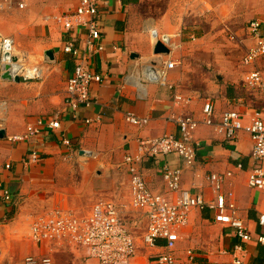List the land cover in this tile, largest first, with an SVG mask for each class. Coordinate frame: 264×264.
Here are the masks:
<instances>
[{
    "label": "crops",
    "instance_id": "1",
    "mask_svg": "<svg viewBox=\"0 0 264 264\" xmlns=\"http://www.w3.org/2000/svg\"><path fill=\"white\" fill-rule=\"evenodd\" d=\"M79 3L33 0L25 9L14 4L0 12V30L16 43L25 36L30 39L27 46L23 44L25 54L29 53L27 60L33 56L36 66L44 69L43 78L20 82L4 79L0 72V130L5 131L0 137V183L11 193L9 200L0 195V264H24L27 256L42 255L50 248L54 264H99L77 244H36L30 238V227L36 215L55 206L78 209V214L86 215L101 199L121 205V196H104L105 181L111 182L112 188L124 181L131 201L125 156L134 154L141 140L165 134L179 136L172 116L185 110L174 105L175 90L145 82L147 65L160 60L176 63L169 82L177 92L193 98L186 109L191 116L202 119L203 105L210 98L217 116L237 110L246 122L256 111L264 117V93L246 85L250 70L264 68V57L252 65L243 64L249 49L257 45L249 23L264 18V0H103L96 19L99 39L90 38L87 26L70 32L64 29L60 17L74 12ZM155 32L158 38H170L174 47L169 54H155V45L160 41H156ZM68 41L80 50L88 68L103 76L101 82L92 84V104L78 110L66 102L67 80L78 61L64 51ZM143 87L145 98L138 96ZM128 113L148 122L131 124L126 120ZM57 118L61 121L59 129L44 127L31 139H15L39 120ZM195 139L200 147L193 166L186 167L176 154L149 159L143 164L147 184L154 192L171 196L163 179V168L168 164L183 169L185 189L203 194L210 201L215 194L208 176L232 172L223 191L233 193L231 200L238 216L253 237L243 243L241 254L244 264H251L258 254L257 238L264 234L258 222L264 213V190L252 189L247 182L248 171L254 165L253 142L246 133L236 140H225L204 124L197 129ZM35 151L40 159L30 161ZM86 153L91 158L86 160ZM101 163L105 166L103 172L99 170ZM239 164L244 168L240 169ZM83 196L97 199L88 205L89 209L81 210L82 202L86 205ZM214 215L208 208L191 211L189 224L179 230L174 250L177 264H234V247L239 239ZM125 217L142 247L135 261L148 264L149 258L164 251L165 241H159L157 248L144 247L146 217L134 211ZM202 218L205 227L200 225Z\"/></svg>",
    "mask_w": 264,
    "mask_h": 264
},
{
    "label": "built area",
    "instance_id": "2",
    "mask_svg": "<svg viewBox=\"0 0 264 264\" xmlns=\"http://www.w3.org/2000/svg\"><path fill=\"white\" fill-rule=\"evenodd\" d=\"M33 0H0V12L10 9L14 4L20 9L27 8ZM103 0H80L77 9L67 15H62L60 21L67 32L76 27L87 26L92 39L100 38V30L97 23L100 5ZM264 18L255 19L249 23L250 34L257 38V45L247 52L243 59L244 65H252L259 58L264 57ZM172 51L173 44L166 35L158 38ZM88 43L91 45V41ZM102 46H99V50ZM16 42L11 36L5 35L0 30V72H5L7 65L13 66L22 63L15 53ZM64 51L76 57L77 65L74 73L68 78L66 84V102L73 110L81 106H90L93 102L92 84L101 82L103 76L91 71L81 57L80 50L72 41L65 44ZM25 65V64H24ZM174 61L160 60L145 67L143 78L146 83H159L175 90L173 103L182 110L181 114L172 116V120L179 127V136L165 134L158 138L144 139L139 142L134 154H127L124 165L130 173L131 201L129 207L117 204L112 200L101 199L95 202L86 215H80L76 211L63 206H55L39 213L33 218L30 227V238L39 245L65 243L77 244L84 247L90 258L99 264H138L136 258L137 240L130 231L125 217L126 211L141 213L147 219L146 232L143 235V243L148 248H157L159 241L164 240V251L154 254L149 258L148 264H177L174 254L176 244L180 239L179 230L189 224L190 213L193 209H206L215 212L217 222L228 225L233 229L239 243L234 247V264H244L241 254L244 252L243 243L250 242L253 237L247 224L238 216L236 204L231 200L232 192L224 193V187L232 172L212 173L208 181L215 194L214 198L207 201L203 194H196L182 186V168H172L165 164L163 179L171 196H165L154 192L145 179L143 164L145 161L176 154L180 156L186 167L194 165L197 159L200 143L195 139V133L201 124L212 127L217 134L225 140H236L241 133L250 136L253 142L252 157L254 165L248 171V186L252 189L264 190V117L260 111L254 112L249 121H245L244 114L237 110H228L220 116L216 114L215 104L208 98L203 105V118L198 119L186 113V109L192 103L191 96L176 91V87L169 82V73L175 67ZM26 66V65H25ZM23 69L18 75L21 79L32 80L44 77V69L34 66ZM13 74V72H12ZM14 75V74H13ZM246 85L254 90L264 93V68L250 70L246 76ZM145 98L147 91L143 87L138 94ZM126 120L134 125H143L147 119L137 117L132 113L126 115ZM48 127L52 130L61 127L59 118L44 121L39 120L30 125L25 134L16 136L17 140H28L40 134L41 128ZM69 143V141H66ZM40 156L37 151L31 154L30 161H38ZM10 168V165H7ZM238 167L243 169V165ZM0 195L6 200L11 198V193L3 189L0 183ZM259 225L264 228V213L258 217ZM264 244V234L257 238ZM52 249L42 255H29L24 264H54L51 255Z\"/></svg>",
    "mask_w": 264,
    "mask_h": 264
},
{
    "label": "rangeland",
    "instance_id": "3",
    "mask_svg": "<svg viewBox=\"0 0 264 264\" xmlns=\"http://www.w3.org/2000/svg\"><path fill=\"white\" fill-rule=\"evenodd\" d=\"M236 2H240V1H244V0H235ZM30 42V39H28L26 36L24 38H21L17 43H16V51L15 53L21 58L22 60V63H24L28 68H33L34 66L37 65V63H34V57L32 56L31 59H28L27 60V55H29V53L25 54V51H24V48H23V44H25L26 46L28 45V43ZM213 60V57L211 58ZM204 61H201V64L203 63ZM39 64V63H38ZM205 67H208V63H203ZM32 80H37V79H32ZM28 81H31V80H28ZM91 155L89 153H86V160L90 157ZM84 158V159H85ZM93 158V157H92ZM105 169V166L101 163L100 167H99V170H101V172H103V170ZM122 175V174H121ZM124 178V176H121L120 179L122 180ZM122 182V181H121ZM111 182H106L104 183L105 185V188H104V196L106 195H112L113 193L115 194L116 197H120L121 199V205L125 206V207H129V203H130V199H129V196H128V185H126L124 183V181L122 183H119V182H116L115 183V186L114 188H112V183L110 185ZM109 185V186H108ZM85 191H87V189H85ZM116 191V192H115ZM86 193V192H85ZM85 199H86V205L84 206V202H82L81 204V210L83 209H87L88 208V205L89 204H93L97 198H93V197H86V196H83ZM88 203V204H87ZM80 209V208H79ZM89 209V208H88ZM75 211L79 212L78 209H76ZM128 214H131V211H126L125 212V216L128 215ZM207 225V223L204 222L203 218L201 219V224L200 225H203V227H205L204 225ZM202 239L204 237V235L202 234L200 236ZM146 247V246H144ZM141 246L136 245V255L137 254H140L141 253Z\"/></svg>",
    "mask_w": 264,
    "mask_h": 264
},
{
    "label": "water",
    "instance_id": "4",
    "mask_svg": "<svg viewBox=\"0 0 264 264\" xmlns=\"http://www.w3.org/2000/svg\"><path fill=\"white\" fill-rule=\"evenodd\" d=\"M155 54H169L170 53V48L167 47L166 44H164L163 42L159 41L157 42V44L155 45V49H154ZM48 55L53 57V53L52 52H48ZM11 66L7 65L5 67V72H3L2 74V78L4 79H8V80H14L16 82H20L21 81V77L19 75H13L12 72L10 71ZM5 136V131L4 130H0V137H4Z\"/></svg>",
    "mask_w": 264,
    "mask_h": 264
},
{
    "label": "trees",
    "instance_id": "5",
    "mask_svg": "<svg viewBox=\"0 0 264 264\" xmlns=\"http://www.w3.org/2000/svg\"><path fill=\"white\" fill-rule=\"evenodd\" d=\"M257 249L258 254L253 258L251 264H264V244L259 243Z\"/></svg>",
    "mask_w": 264,
    "mask_h": 264
},
{
    "label": "bare ground",
    "instance_id": "6",
    "mask_svg": "<svg viewBox=\"0 0 264 264\" xmlns=\"http://www.w3.org/2000/svg\"><path fill=\"white\" fill-rule=\"evenodd\" d=\"M23 69H26V72L29 73V71H27L29 68L27 66H25L24 64L14 65L12 72L14 75H18L19 73L23 72Z\"/></svg>",
    "mask_w": 264,
    "mask_h": 264
}]
</instances>
